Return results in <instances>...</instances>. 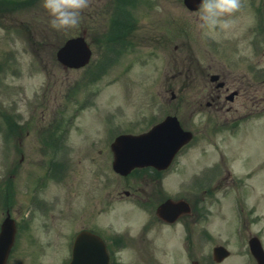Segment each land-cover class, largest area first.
I'll list each match as a JSON object with an SVG mask.
<instances>
[{
  "label": "rangeland",
  "instance_id": "1",
  "mask_svg": "<svg viewBox=\"0 0 264 264\" xmlns=\"http://www.w3.org/2000/svg\"><path fill=\"white\" fill-rule=\"evenodd\" d=\"M19 1L22 2L19 7L0 2V13L7 12L0 17V54L8 60L10 53H15L6 67L0 60V223L7 211L14 220L23 223L20 241L7 264H61L66 257V252L62 254L64 245L73 232L83 229L99 231L107 238L115 230L126 231L131 240L142 239L127 250L116 246V264H190L193 260L216 264L211 252L217 245L230 251V256L218 264H257L248 251V241L257 237L264 249V120L259 119L251 126L246 124L235 135L232 130L216 129L222 125L221 115L208 125L204 124L203 115H197L194 118L197 127L187 125L196 132L197 145L190 147L174 164L169 177L160 182L149 176L143 180L119 178L112 172V156L104 141L108 129L117 127V135L123 134L131 127L130 122L134 125L145 119L133 131L147 129L159 105L167 106L169 92L157 96V90L169 87L178 62L189 64L184 55L174 56L177 41L192 39L191 46L199 53L203 46L201 38L208 32L218 42H224L227 37L212 30L206 32L198 21L194 25L190 21L189 38H180V31L188 26L182 0H135L132 11L123 0L125 7L118 6V15L113 20L112 0H101L98 6L105 5L104 18L91 17L85 26L83 11L76 27L93 28L92 46L96 52L99 50L98 54L100 44L107 42L110 46L120 41L123 45L126 35L133 39L130 41L133 48L126 47L129 51L121 50L119 56L115 48L108 47L107 62L101 73L84 86L81 79L85 69L64 73L49 58V50L56 51L62 40L69 37L67 32L50 27L49 16L41 7L42 0ZM121 15L136 17L135 27L125 35L114 36ZM15 17L19 20L12 22ZM240 24L242 19L237 17L234 26L223 32L236 34ZM98 26L96 34L101 39L96 43L94 33ZM159 32L166 40L162 47H156L163 40ZM75 34L73 30L70 32ZM10 37L15 41H8ZM30 41L34 42V48ZM207 49L212 60L224 58L221 50ZM33 51L35 61L31 57ZM110 53L115 56L113 60ZM132 53L141 56L149 53L147 78L141 59ZM98 107L102 117L95 119ZM114 107L123 111L116 112ZM175 107V103L167 106L169 112ZM109 113L116 116L105 122L104 116ZM70 118L72 123L66 126ZM98 120H102L101 127ZM56 125L60 129L51 135ZM47 132L45 138L43 134ZM84 135L97 137L86 142ZM92 142L100 144V150L94 147L90 151ZM221 165L209 180H196L206 169ZM58 169L63 171L61 176L55 172ZM46 171L52 177L41 185L43 189L35 208L29 210L32 189ZM102 172L106 174L101 175ZM189 178L190 186L182 187ZM135 182L144 184L145 194L141 199L147 210L120 197L121 192L130 189L128 184ZM175 194H182L190 205L197 203L203 219L196 223L194 218L190 219L188 229L185 223L165 229L156 223L155 206L161 199ZM101 208L107 212L102 213ZM30 213L29 220H22Z\"/></svg>",
  "mask_w": 264,
  "mask_h": 264
},
{
  "label": "flooded vegetation",
  "instance_id": "2",
  "mask_svg": "<svg viewBox=\"0 0 264 264\" xmlns=\"http://www.w3.org/2000/svg\"><path fill=\"white\" fill-rule=\"evenodd\" d=\"M119 6L124 8L125 4L121 0H116ZM101 0H91L90 6L84 10L85 22L89 18L94 17L99 20V17L104 18L103 6H98ZM183 5V1H182ZM111 6H114L113 1ZM110 6V8H112ZM196 11H190L185 8V20L187 22L186 29H182L179 33L180 38L190 36V21L192 25L197 21L195 13ZM109 10L106 12L108 17ZM118 15V12L112 18V20ZM124 15V14H123ZM237 17L242 19V24L235 30L236 34L228 33L227 35L220 29L212 30L215 34L223 33L227 39L224 42H218L213 38L211 33L201 38V44L206 45L207 48L217 49L223 52L222 60L211 59V51L205 46L201 45L199 53H196L191 46L192 39H182L176 42L173 47L175 50L174 56L178 54L184 55V58L189 62L185 66L182 62H178L176 72L174 71L171 77L168 88L161 89V93L169 92L170 98L168 103H175L176 107L171 110V116H175L185 126L189 124L197 127L194 118L198 115H203L204 124L208 125L213 118L217 115L222 116V125L228 127L242 128L246 124L252 125V123H258L264 120V0H242L240 10L234 14L233 19ZM135 17L130 20H125L121 15L119 16V23L114 27V36L120 34L125 35V32H130L135 27ZM96 28L95 34L98 32ZM203 29V28H202ZM201 29V32H202ZM208 29L206 30V32ZM203 33V32H202ZM159 36L163 38L160 42L156 43V47L165 46L166 40L164 35L159 32ZM218 36V35H217ZM95 42H99L101 36L95 35ZM134 37V36H133ZM126 35V42L123 45L120 41L110 46L108 43H102L99 46L101 49L103 46L106 48H115L116 53L120 56V51H129L125 48L132 49V40L128 39ZM192 38V35H191ZM147 47V46H145ZM150 47H147L149 49ZM99 51V50H98ZM97 51V52H98ZM141 59L140 63L147 64L150 61L149 55H139L132 53ZM111 58L115 57L113 53H110ZM190 59V61H189ZM102 63L100 67H97V72L100 74L102 70ZM180 78H184L181 80ZM179 86V87H178ZM207 113V115H205ZM217 123V122H216ZM118 126V125H117ZM219 126V125H217ZM183 127V126H182ZM117 131V127L114 129ZM96 137H83L88 142ZM98 143L92 142L88 149L91 151L97 149ZM137 173L133 176L132 180H143L145 177H151L161 180H166L165 172H159L152 168H145L136 170ZM128 178V177H126ZM144 185V184H143ZM141 184H128L130 188L136 189L142 195L136 196L143 204H145L141 197L144 196V186ZM129 195V193H128ZM168 198V197H167ZM167 198L161 199L155 209L162 204ZM146 206V205H145ZM197 211V210H196ZM196 215H199V211ZM185 222L188 229L190 225V215H186L181 218ZM164 223V222H163ZM109 247H116L123 242L122 238L108 239L106 238ZM124 241L130 240L129 236L123 237Z\"/></svg>",
  "mask_w": 264,
  "mask_h": 264
},
{
  "label": "clouds",
  "instance_id": "3",
  "mask_svg": "<svg viewBox=\"0 0 264 264\" xmlns=\"http://www.w3.org/2000/svg\"><path fill=\"white\" fill-rule=\"evenodd\" d=\"M91 0H42L41 7L49 16V25L55 30L76 27L81 13ZM241 8V0H200L197 17L199 26L208 30L227 31L235 24L233 16Z\"/></svg>",
  "mask_w": 264,
  "mask_h": 264
},
{
  "label": "water",
  "instance_id": "4",
  "mask_svg": "<svg viewBox=\"0 0 264 264\" xmlns=\"http://www.w3.org/2000/svg\"><path fill=\"white\" fill-rule=\"evenodd\" d=\"M148 157H150V155ZM161 213H162V210L158 214L161 216ZM252 242H255V243H253V249H255L254 250V254H255V256L257 258H259V255H260V250H259L260 244L258 243V241H252ZM215 252H216L218 260H221L222 258H224L227 255V252H224L222 249H217Z\"/></svg>",
  "mask_w": 264,
  "mask_h": 264
}]
</instances>
